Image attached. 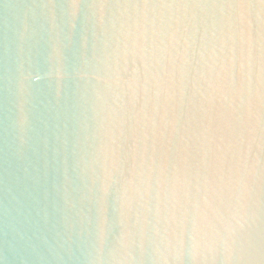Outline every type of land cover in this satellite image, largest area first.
<instances>
[{"label":"water","instance_id":"1","mask_svg":"<svg viewBox=\"0 0 264 264\" xmlns=\"http://www.w3.org/2000/svg\"><path fill=\"white\" fill-rule=\"evenodd\" d=\"M76 2L0 0V264H264V148L249 175L236 99L264 0Z\"/></svg>","mask_w":264,"mask_h":264},{"label":"clouds","instance_id":"2","mask_svg":"<svg viewBox=\"0 0 264 264\" xmlns=\"http://www.w3.org/2000/svg\"><path fill=\"white\" fill-rule=\"evenodd\" d=\"M50 9L51 23L55 27V4L48 6ZM71 14L74 17L79 9V4L76 0L70 5ZM171 8L173 5H167ZM177 9H187L189 7H201L206 8L207 5H188V4H178L175 5ZM212 7H217V5H212ZM222 7V6H220ZM194 15V13H193ZM240 83L241 86L237 90L236 99L239 100L241 95L244 97L245 104V122L247 125V140L244 147L243 159L246 160L249 153H252V162L249 164V175L255 170V165L259 162L258 152H252L253 146L259 150L264 148V136H259L258 130H261V125L264 123V51L259 54H254L249 48L246 51L241 52L240 61ZM239 151V148H237ZM247 187V185H246ZM237 226L243 227V213L241 212V219L237 220ZM236 228H229V235L227 239H224V247L226 251V258L230 259L235 243H236ZM220 240L217 236L212 234H206V239H204L203 247L197 243L192 255L193 259L199 261L203 258L206 261H214L215 253L217 251V245ZM157 258H163L165 264H167L168 256L166 252L170 251L167 246L165 250L157 248L156 250ZM125 253L127 258V248H125ZM101 257L99 254L95 257L99 260Z\"/></svg>","mask_w":264,"mask_h":264}]
</instances>
